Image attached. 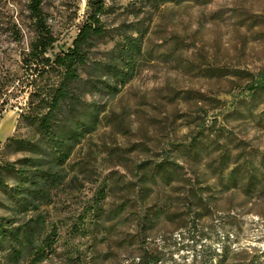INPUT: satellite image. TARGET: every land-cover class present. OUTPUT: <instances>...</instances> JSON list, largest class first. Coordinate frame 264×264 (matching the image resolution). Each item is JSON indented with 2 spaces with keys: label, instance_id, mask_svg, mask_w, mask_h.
<instances>
[{
  "label": "rangeland",
  "instance_id": "374dc122",
  "mask_svg": "<svg viewBox=\"0 0 264 264\" xmlns=\"http://www.w3.org/2000/svg\"><path fill=\"white\" fill-rule=\"evenodd\" d=\"M26 1L0 0V163L23 156L5 144L8 137L33 134L18 122L27 103L25 85L9 84L13 78L26 80L21 60L28 30ZM135 1L106 0L113 10L107 25L118 26L126 6ZM86 8V0H45L56 38L52 52L71 45ZM149 10L152 19L138 71L115 98H95L107 100L102 122L73 154L69 165L75 177L69 186L41 208L45 233L59 236L60 255L45 264H67L68 254L81 255L82 264H133V257L137 261L144 252H158L154 264H209L225 252L226 264H264V198L247 200L241 188L225 194L202 218L190 215L181 227L165 221L147 231L140 243L136 215L144 206L134 192L126 212L114 211L107 219L108 232L105 239L98 235L95 251L89 247L91 239L72 232L101 189L108 192V210L120 206L128 194L121 184L134 183L135 165L157 158L170 142H182L203 119L207 126L216 119V127L240 140L256 163L264 156V90L252 98L246 88L251 73H264V0H185ZM112 46V40L99 44L93 56L103 58ZM153 198L154 193L146 203H154ZM32 214L19 212L0 190L1 216L21 223ZM4 254L0 251V264L8 262Z\"/></svg>",
  "mask_w": 264,
  "mask_h": 264
},
{
  "label": "trees",
  "instance_id": "16d2710c",
  "mask_svg": "<svg viewBox=\"0 0 264 264\" xmlns=\"http://www.w3.org/2000/svg\"><path fill=\"white\" fill-rule=\"evenodd\" d=\"M183 1L136 0L126 6L122 22L109 27L106 19L113 10L106 0H86L83 23L71 45L59 52H52L56 38L44 12L45 0L26 1L28 30L21 58L26 80L13 78L9 84L25 85L27 103L18 122H24L33 134L7 138L5 144L15 146L23 156L0 163V190L19 212L32 210L33 214L21 223L0 215V251H6L7 264H45L60 255L56 252L59 236L45 233L41 208L69 186L75 177L69 162L76 149L100 126L107 100L115 98L138 71L152 19L149 9ZM23 38L20 35L18 39ZM108 40L113 46L105 56H93L94 47ZM250 77L246 88L254 98L264 90V73H251ZM96 97L107 100L99 102ZM260 119L264 122V112ZM203 120L182 142H170L168 150L160 151L157 158L135 165L134 183L121 184L128 194L120 206L108 210V192L101 189L92 206L81 213L79 223L72 226V232L91 239L89 247L95 251L98 235L104 234L105 239L108 232L107 219L114 211V215L126 212L130 192L144 206L136 215L138 243L147 231L165 221L181 227L190 215L193 220L202 218L205 210L218 206L219 199L235 189L241 188L247 200L263 199L264 156L256 163L240 140L225 128L216 127V119L208 126ZM153 193L154 203H146ZM65 259L67 264H82L79 254H68ZM135 259L133 264H154L159 254L144 252ZM225 262L226 252L209 264Z\"/></svg>",
  "mask_w": 264,
  "mask_h": 264
}]
</instances>
